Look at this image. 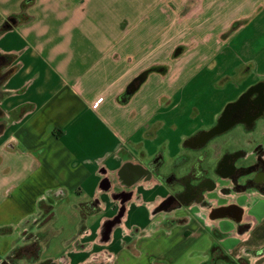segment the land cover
Listing matches in <instances>:
<instances>
[{
    "label": "crops",
    "instance_id": "crops-1",
    "mask_svg": "<svg viewBox=\"0 0 264 264\" xmlns=\"http://www.w3.org/2000/svg\"><path fill=\"white\" fill-rule=\"evenodd\" d=\"M214 37L257 44L261 62L218 60L213 90L205 68L182 81ZM0 56V264L19 247L17 264H264V191L212 175L205 202L158 210L169 186L149 166L264 81V0H0ZM239 127L230 149L262 139Z\"/></svg>",
    "mask_w": 264,
    "mask_h": 264
},
{
    "label": "flooded vegetation",
    "instance_id": "flooded-vegetation-1",
    "mask_svg": "<svg viewBox=\"0 0 264 264\" xmlns=\"http://www.w3.org/2000/svg\"><path fill=\"white\" fill-rule=\"evenodd\" d=\"M3 61L4 58L0 56V66ZM4 76L5 74L0 72V84ZM218 123L221 126L229 124V128L210 137L202 146L200 139L205 130L195 132L183 141L184 151L171 162L162 163L161 156L158 155L149 163L152 174L169 186L167 195L155 209L177 208L181 206L182 201L190 198L205 202L204 191L216 184V179L212 175L229 181V185L221 187L224 192L244 191L250 187L264 191V132L262 139L253 142V148L250 150L230 149L231 142L226 137L227 132L234 127L240 126L245 134L264 129V81L258 80L250 84L231 103L224 106L215 123L206 129ZM217 136L219 137L215 140ZM208 145L210 148H207ZM248 158H251L248 162L237 163L240 159ZM160 166L168 168L161 171ZM243 175L245 179L240 181ZM176 185H180L181 188L176 189ZM23 249L19 247L15 253L6 256L3 264H17L16 255Z\"/></svg>",
    "mask_w": 264,
    "mask_h": 264
},
{
    "label": "rangeland",
    "instance_id": "rangeland-1",
    "mask_svg": "<svg viewBox=\"0 0 264 264\" xmlns=\"http://www.w3.org/2000/svg\"><path fill=\"white\" fill-rule=\"evenodd\" d=\"M239 23H241L240 20L239 21H233V27L236 28V26ZM229 30L234 31V30H232L231 27L229 28ZM198 49H204V50L209 51L208 56L201 55L200 57L194 58V60H191V63L185 62L184 64L186 66H185V70L183 71V74L181 75V80L187 82L191 76H193L195 73H197L196 69H204L205 68L204 70L201 71V76L202 77H209L210 76V78H211V79L208 78V80L206 82H204V83H206V86H207L206 89L207 90H213V88L215 87L214 78L212 79V75L215 74L216 72H219V71L218 70H212V67L216 64V62L218 60L220 61V63H223L222 61H224V63L226 64L225 69L227 71H231L235 65L239 66L244 62L251 63L252 66L254 64H256V62L257 63L261 62V60H260L261 58L259 57L260 53L257 50L258 49L257 44L247 45V44L237 43L236 41H233V40L230 42L229 41L228 42L222 41L221 43L220 42L218 43L216 41V38L214 37L208 43L200 44ZM198 49H196V50H198ZM222 51H224V53L226 55L221 54ZM203 54H205V53H203ZM194 63H196L195 67H194ZM190 66H192L194 68L188 69ZM249 70H250L249 68H247V69L245 68L244 71H249ZM243 75H247V74H242L241 76H243ZM226 79L227 78L220 79V85H224L226 83ZM190 82L192 83V80ZM142 94H147V91H143L141 93V95ZM207 97H208V100L211 99V97H209V96H207ZM194 99L195 100L198 99V100H196V104H191V102H193V101H188V102H185L182 106H180V108L178 110L180 113H182L184 115L185 119H191V118L194 119V117L197 116V114H198L197 111L200 109L199 108L200 98H194ZM209 103L211 106L213 105L211 101H209ZM168 115L174 116L175 112L171 111V112H169ZM239 128L241 130V127H239ZM233 129H237V128L234 127ZM263 132H264V129L255 133V135H257L258 137L262 136ZM255 135L251 134V135L247 136V138L245 140H249V138L253 139L254 137L257 138ZM218 137L219 136H217L215 138V140ZM166 168H168V166H166ZM48 214H49V212L45 213L41 219H38L37 222L44 220V217H46ZM32 223L33 222H31L29 224L32 226L33 225ZM240 262H242L243 264H249V260H247L245 258L240 260ZM256 264H258V263H256Z\"/></svg>",
    "mask_w": 264,
    "mask_h": 264
},
{
    "label": "water",
    "instance_id": "water-1",
    "mask_svg": "<svg viewBox=\"0 0 264 264\" xmlns=\"http://www.w3.org/2000/svg\"><path fill=\"white\" fill-rule=\"evenodd\" d=\"M147 72H143L139 76H137V79L139 80V83H141L145 77H146ZM135 89H133L134 91ZM229 128V124L225 126H221L219 123L212 126L208 130H205L204 133L202 134V137L200 139V146L204 144L206 140H208L210 137L222 133L223 131L227 130Z\"/></svg>",
    "mask_w": 264,
    "mask_h": 264
},
{
    "label": "trees",
    "instance_id": "trees-1",
    "mask_svg": "<svg viewBox=\"0 0 264 264\" xmlns=\"http://www.w3.org/2000/svg\"><path fill=\"white\" fill-rule=\"evenodd\" d=\"M138 84H139V80H138L137 77H136L134 80H132V81L129 83V85L127 86V88H126V90L124 91L123 94H124L125 96L129 95V94L133 91V89H136V87H137ZM41 206H42L43 208H45V205H44L43 203H41ZM49 217H51V215H50ZM0 231H2V228H0ZM231 264H233V262H232Z\"/></svg>",
    "mask_w": 264,
    "mask_h": 264
}]
</instances>
